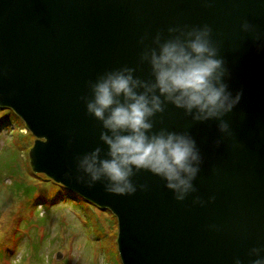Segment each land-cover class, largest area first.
Instances as JSON below:
<instances>
[{"label":"water","instance_id":"95a60500","mask_svg":"<svg viewBox=\"0 0 264 264\" xmlns=\"http://www.w3.org/2000/svg\"><path fill=\"white\" fill-rule=\"evenodd\" d=\"M245 20L254 31L242 30ZM205 25L228 90L242 93L224 117L231 134L171 103L148 133L195 140L202 157L195 190L177 201L147 170L133 175V195L106 192V178L89 187L79 160L97 148L108 158L100 138L107 130L87 113L92 85L125 68L152 83L146 54ZM0 107L35 138L32 171L116 218L121 264H251L250 250L264 247V0H0Z\"/></svg>","mask_w":264,"mask_h":264},{"label":"clouds","instance_id":"9594fccd","mask_svg":"<svg viewBox=\"0 0 264 264\" xmlns=\"http://www.w3.org/2000/svg\"><path fill=\"white\" fill-rule=\"evenodd\" d=\"M241 28L246 32L255 29L247 20ZM211 33L207 25L195 28L146 54L152 83L134 78L133 70L125 68L107 73L92 85L87 113L107 130L100 138L108 146V158L100 159L97 148L79 160L78 167L87 174L89 187L106 178V192L133 195L137 191L133 175L147 170L166 182L177 201L195 190L193 180L202 159L195 140L185 133H148L153 128L151 118L164 111L165 103H171L196 121H219L220 133L231 134L224 117L239 104L242 93L233 95L228 90L227 69ZM249 255L255 257L251 264H264V247L252 248ZM234 264L243 261L235 258Z\"/></svg>","mask_w":264,"mask_h":264},{"label":"rangeland","instance_id":"374dc122","mask_svg":"<svg viewBox=\"0 0 264 264\" xmlns=\"http://www.w3.org/2000/svg\"><path fill=\"white\" fill-rule=\"evenodd\" d=\"M13 125L7 126L16 128L11 134L0 131V203H6L0 207V264H121L112 213L80 200L53 201L57 188L51 181L20 176L17 155L22 152L26 173L35 138ZM3 191L22 195L7 198Z\"/></svg>","mask_w":264,"mask_h":264},{"label":"trees","instance_id":"16d2710c","mask_svg":"<svg viewBox=\"0 0 264 264\" xmlns=\"http://www.w3.org/2000/svg\"><path fill=\"white\" fill-rule=\"evenodd\" d=\"M9 124L12 125V126H14L13 124H15L17 126V132H20V133H21V130L22 129H25V126H24L22 120L15 113H13V111H11L10 109L5 108V107H0V131H1L2 128H5V130L6 131H9L10 134L12 132H14L16 130V128L14 127L13 129H11V128L8 129L7 126ZM11 130H14V131L11 132ZM25 135H26V137H31V134L28 131H27V133ZM25 148H26L25 150H27L28 149V145H26ZM17 156L19 157V159H18V165H19V169H20L19 170L20 171L19 173H20V176L21 177H24V174H26L30 178L33 177L35 180L36 179L37 180H40L42 183L43 182H49V181H51V184L54 185V186H56L57 189H59L57 191L58 193L56 192V194H55L56 195V198L55 199H52L53 201H56V202H58V201L65 202L68 199H73V200H80L81 202L90 203V204L93 205V203H91L88 200L84 199L83 197L77 195L75 192H73V191H71V190H69V189H67L65 187H62L61 185L55 184L47 176H45V175H38V174L34 173L33 171H31V169L29 167H26L25 170H27V172L26 173H23L22 172L23 169L20 167V164L22 162L21 157L23 156L22 152L19 151V154ZM3 192H5V191H3ZM5 193L6 194H4V195H6L7 198H11L10 197L11 194H20L17 191L15 193H11V194H9L7 192H5ZM20 195H22V194H20ZM0 205H1L0 207L3 208L4 206H6V203L5 202H2V203H0Z\"/></svg>","mask_w":264,"mask_h":264},{"label":"bare ground","instance_id":"6f19581e","mask_svg":"<svg viewBox=\"0 0 264 264\" xmlns=\"http://www.w3.org/2000/svg\"><path fill=\"white\" fill-rule=\"evenodd\" d=\"M59 189L56 190V192L58 191ZM58 193V192H57Z\"/></svg>","mask_w":264,"mask_h":264}]
</instances>
